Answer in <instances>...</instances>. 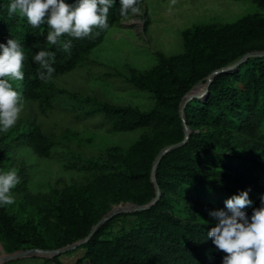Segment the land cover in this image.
I'll return each mask as SVG.
<instances>
[{"label": "trees", "instance_id": "trees-1", "mask_svg": "<svg viewBox=\"0 0 264 264\" xmlns=\"http://www.w3.org/2000/svg\"><path fill=\"white\" fill-rule=\"evenodd\" d=\"M146 1L139 0V7ZM254 2L264 6V0ZM8 3L0 0V42L10 36L21 41L25 59L23 80L11 81L22 93V112L11 128L0 131V171L15 169L20 176L11 189L14 203L0 207V247L6 253L62 247L86 236L114 205L150 202L155 197L150 170L156 155L184 138L179 112L184 95L213 70L247 52L264 50L262 11L233 21L193 24L180 32L181 51L156 50L152 65L116 71L129 86L147 93L149 105L114 103L99 91L59 87L57 80L95 63L89 58L92 50L111 27L133 13L121 16L116 0L108 12V29L94 28L98 35L80 38L62 34L61 40L72 41L69 55L46 40V23L33 27L25 17L9 16ZM143 17L147 29V11ZM41 48L55 53L54 73L47 81L39 79L42 69L32 60ZM202 90L199 84L190 93ZM57 108L77 119L92 118L88 121L112 133L138 129L139 135L127 147L78 151L79 145L70 143L76 133L66 129L58 135L46 126L44 117ZM183 118L190 129L187 140L167 151L155 169L159 198L148 208L105 221L75 249L82 254L74 264H221L226 253L206 236L216 222L209 211L223 208L224 199L250 187L251 204L243 209L250 215L264 194V55L214 75L207 94L186 103ZM57 144L63 148L58 155L66 160L65 167L75 174L67 181L57 178L46 190H32L31 165L18 153L47 158ZM57 258L45 261L62 264Z\"/></svg>", "mask_w": 264, "mask_h": 264}, {"label": "rangeland", "instance_id": "rangeland-1", "mask_svg": "<svg viewBox=\"0 0 264 264\" xmlns=\"http://www.w3.org/2000/svg\"><path fill=\"white\" fill-rule=\"evenodd\" d=\"M137 13L121 20L111 27L104 40L89 55L95 63L75 69L57 80V85L79 89L81 93L92 94L99 91L103 97L121 104L147 107L150 99L147 93L129 86L123 75L130 66L143 69L155 62V51L166 54L177 53L182 49L181 30L196 24L209 22L233 21L250 12H264V6L258 7L254 0H147L139 7ZM144 11L149 16V24L144 29ZM204 82H198L195 86ZM193 89V88H192ZM197 91L193 94H201ZM193 98V97H192ZM189 98L186 103L192 99ZM200 98V97H199ZM185 103V105H186ZM46 126L61 135L69 129L76 133V139L70 143L78 146V151L99 153L107 146L114 144L127 147L139 135V130L119 131L112 133L104 127L86 120L77 119L70 112L57 108L54 114L44 117ZM88 119H91L90 122ZM80 141V142H79ZM80 145H83L81 147ZM63 148L57 144L47 158L26 155L30 166L29 186L34 191H43L57 178L68 180L75 174L65 167V159L58 155ZM125 205V204H123ZM118 225L115 226V229ZM6 253L0 247V254ZM82 250L69 251L55 255L62 264H74ZM44 256L21 257L2 264H57L53 259L46 262ZM52 258V257H51Z\"/></svg>", "mask_w": 264, "mask_h": 264}, {"label": "clouds", "instance_id": "clouds-1", "mask_svg": "<svg viewBox=\"0 0 264 264\" xmlns=\"http://www.w3.org/2000/svg\"><path fill=\"white\" fill-rule=\"evenodd\" d=\"M116 0H9L8 15L25 17L33 27L46 23L49 30L46 40L70 55L71 40H61L62 34L70 37L98 35L94 28L108 29V12ZM119 13L127 16L137 13L139 0H119ZM21 41L9 37L0 42V131H7L18 120L23 109L22 93L14 89L11 81L24 78L25 53ZM55 53L46 49L35 52L32 60L39 64L41 80H50L54 73ZM20 182L17 170L0 171V207L14 203L11 191ZM250 187L239 190L224 199L223 208L210 210L208 215L215 224L206 233L216 249L223 250L221 264H264V194L260 204L250 215L243 210L250 205Z\"/></svg>", "mask_w": 264, "mask_h": 264}, {"label": "water", "instance_id": "water-1", "mask_svg": "<svg viewBox=\"0 0 264 264\" xmlns=\"http://www.w3.org/2000/svg\"><path fill=\"white\" fill-rule=\"evenodd\" d=\"M264 55V50H258V51H250L245 53L243 56H241L240 58H238L237 60H235L233 63L222 67V68H218L213 70L207 77H206V81L204 82V86H203V92L201 94H192L190 93L192 88L194 86H192V88L184 95L181 103H180V115L182 117L183 120V126H184V138L182 139V141L180 142H176V143H172L169 144L165 147H163L158 154L156 155L152 166H151V170H150V181L154 184L155 187V197L148 203L146 204H142V205H138V204H134V203H129V202H125V203H119L117 205H114L108 212H106L90 229V231L88 232V234L86 236H84L83 238L73 241L69 244H66L62 247L59 248H51V249H45V248H40V247H32V248H26V249H17L14 250L10 253H3L0 255V264H2L5 261L11 260V259H17V258H21V257H32V256H44L47 258H51L55 255H60L69 251H73L75 249H77V247H79L81 244H84L85 242H87L91 236L94 234V232L108 219H110L111 217H113L116 214H119L121 212H129V211H137V210H143L145 208H148L151 204H153L160 195V189L157 185L156 179H155V169L156 166L158 165L159 161L161 160L162 156L169 151L172 148H175L179 145H181L182 143H184L190 133V129L188 128V126L186 125L184 118H183V109L185 107V103L189 98L192 97H204L207 92H208V87L212 81V77L214 75H216L219 72H223V71H228L231 69L236 68L241 62H243L246 58L248 57H252V56H263ZM125 204V205H123Z\"/></svg>", "mask_w": 264, "mask_h": 264}, {"label": "bare ground", "instance_id": "bare-ground-1", "mask_svg": "<svg viewBox=\"0 0 264 264\" xmlns=\"http://www.w3.org/2000/svg\"><path fill=\"white\" fill-rule=\"evenodd\" d=\"M193 94V93H192Z\"/></svg>", "mask_w": 264, "mask_h": 264}]
</instances>
